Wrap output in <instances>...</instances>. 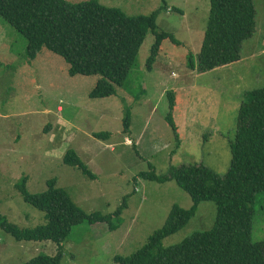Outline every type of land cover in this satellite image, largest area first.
<instances>
[{"label":"rangeland","instance_id":"374dc122","mask_svg":"<svg viewBox=\"0 0 264 264\" xmlns=\"http://www.w3.org/2000/svg\"><path fill=\"white\" fill-rule=\"evenodd\" d=\"M99 1L129 16L150 15L162 6V0ZM166 3L157 31L173 34L180 45L164 40L150 71L147 59L156 37L149 33L129 81L105 99L91 97L100 76H71L66 61L47 50L29 61L27 39L0 20V215L21 229L47 223L46 213L22 198L17 185L23 178L32 194L46 192L48 182L57 180V186L89 215L112 214L126 200L114 220L117 231L88 220L75 227L63 245L61 264H116V256L133 255L164 226L174 205L191 208V197L175 181L158 183L140 173L153 167L164 175L170 167L203 163L225 174L241 98L245 91L264 86V0H255L257 31L245 41L242 60L204 76L190 69L189 57L200 51L210 0ZM169 92L175 94L179 140L166 118ZM105 131L111 138L95 136ZM70 150L95 179L64 163ZM252 208L253 240L264 241V193ZM216 214L215 202H202L187 226L163 246L179 245L211 230ZM56 253L52 242H18L0 229V264H26L36 256Z\"/></svg>","mask_w":264,"mask_h":264},{"label":"trees","instance_id":"16d2710c","mask_svg":"<svg viewBox=\"0 0 264 264\" xmlns=\"http://www.w3.org/2000/svg\"><path fill=\"white\" fill-rule=\"evenodd\" d=\"M166 8V0H162V6L150 15L129 16L99 0H0V20L27 39L25 55L29 61L34 62L47 50L66 61L71 76H100L91 97L105 99L115 96L118 88L127 84L149 33L156 37L147 59L150 71L164 40L180 45L173 34L157 31V18ZM256 31L255 0H210L201 48L197 56L190 54V69L205 74L241 61L244 43ZM168 100L170 111L166 118L179 140L173 117V92L168 93ZM124 127L128 133L130 116L125 118ZM95 136L109 139L111 132H96ZM230 145L231 164L223 175L203 163L170 167L164 175H158L153 167L140 173V177L158 183L175 181L189 194L193 205L189 209L174 205L164 226L133 255L116 256V264H264V241H254L252 237V206L264 193V86L244 92ZM64 163L96 178L74 151L66 153ZM27 180L23 178L17 185L22 198L45 212L47 223L35 229H21L0 215V229L18 242H52L57 253L36 256L26 264H61L63 245L85 220L117 231L114 220L121 216L126 200L112 214L89 215L57 186V180H50L48 190L42 194L30 193ZM206 201L215 202L217 207L213 228L165 248L163 242L179 234Z\"/></svg>","mask_w":264,"mask_h":264},{"label":"crops","instance_id":"0c3cea01","mask_svg":"<svg viewBox=\"0 0 264 264\" xmlns=\"http://www.w3.org/2000/svg\"><path fill=\"white\" fill-rule=\"evenodd\" d=\"M205 74H206V73H205ZM197 75H198V76H200V75H201V76H204V74H198V73H197ZM61 109H63V108L61 107ZM205 144H206V143H205Z\"/></svg>","mask_w":264,"mask_h":264},{"label":"clouds","instance_id":"9594fccd","mask_svg":"<svg viewBox=\"0 0 264 264\" xmlns=\"http://www.w3.org/2000/svg\"><path fill=\"white\" fill-rule=\"evenodd\" d=\"M129 141V140H128Z\"/></svg>","mask_w":264,"mask_h":264}]
</instances>
